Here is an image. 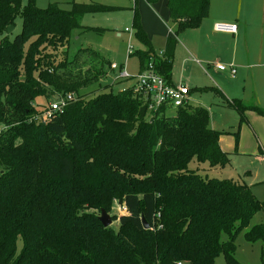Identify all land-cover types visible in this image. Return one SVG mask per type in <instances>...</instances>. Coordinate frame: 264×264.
I'll use <instances>...</instances> for the list:
<instances>
[{
  "label": "trees",
  "instance_id": "obj_1",
  "mask_svg": "<svg viewBox=\"0 0 264 264\" xmlns=\"http://www.w3.org/2000/svg\"><path fill=\"white\" fill-rule=\"evenodd\" d=\"M166 7L175 35L167 37L164 55H157L134 10L141 48L132 56L140 70L152 60L170 82L176 37L200 25L210 0H166ZM110 9L94 1L65 10L57 2L42 9L35 0H0V264H214L220 253L226 264H240L234 238L264 201L245 182L190 167L230 163L219 145L226 132L210 127L208 109L188 102L152 114L140 96L111 85L79 94L107 74L110 61L88 47L69 57L71 32L102 31L82 26L77 16ZM17 17L21 29L11 39L6 31ZM192 90L225 100L239 115L238 127L248 110L264 116V108L227 99L216 87ZM67 92L77 97L62 112L30 120L44 108L37 97ZM115 202L126 210L110 215L116 229L104 227L100 210L109 213ZM244 236L264 241V223Z\"/></svg>",
  "mask_w": 264,
  "mask_h": 264
},
{
  "label": "rangeland",
  "instance_id": "obj_2",
  "mask_svg": "<svg viewBox=\"0 0 264 264\" xmlns=\"http://www.w3.org/2000/svg\"><path fill=\"white\" fill-rule=\"evenodd\" d=\"M26 3L27 0H22ZM98 2L106 6L115 7V9L100 11L96 13L79 14L77 20L82 26L102 28V31L75 29L71 32L69 43L66 48L68 56L81 47H88L99 51L110 62L124 63L130 71L137 68V59L135 56L128 55V45L131 43L132 51L141 48V44L135 39L133 30L134 10L140 19L141 26L146 32L152 47L156 50L162 48L166 37H173L175 26L169 20L166 0H157L152 5L147 4L144 0H35L38 8H47L49 4L57 2L62 9L69 10L72 2ZM252 9L246 23L241 26L246 29L243 37L237 40L236 48L238 53L246 45L255 63L250 73L238 71L235 77L227 71H221L220 74L214 72L211 63L217 62L220 52L216 55L210 52V46L197 48V36H194L196 49L191 57L193 62L191 66L190 77L192 76L197 85L203 87H216L222 90L228 97H244L247 103L259 105L264 108V0H210L209 15L213 21L228 22L229 17L236 12H243ZM208 15V16H209ZM207 16V17H208ZM210 38L217 44H231L232 35L223 36L212 32V22L205 21ZM21 29V19L17 17L15 27L8 33L12 39ZM169 29L171 31H169ZM195 29L186 28L177 35V43H183L187 40L186 34H191ZM181 45V44H180ZM207 51V52H206ZM183 49H180L182 55ZM185 56L183 53L182 58ZM223 64L228 65L222 60ZM210 64V65H208ZM188 71L187 68H185ZM107 74L98 82H94L87 87L82 88L79 94L93 96L101 90H107L104 85H111L113 90H119L120 83L113 82L112 73L106 69ZM113 82V83H112ZM208 85V86H205ZM206 93L201 106L208 109L210 114V124L218 130H228L221 135V146L229 153L230 163L222 168H210L207 163L192 161L191 168H197L201 174L218 179H232L245 182L252 185V191L255 196L264 201V159L261 160L257 155L259 148L264 151V116L257 114L254 110L245 112L246 119L243 120L239 127L238 113L225 105V100L221 97ZM215 96V97H213ZM251 97V98H250ZM55 97L46 100L39 96L35 99L39 108H43L48 103L53 102ZM215 98V99H213ZM217 98V99H216ZM216 100V101H215ZM222 104L218 106L216 104ZM237 141L233 132L237 130ZM0 127V131H1ZM119 206L117 202L111 206L109 214L111 216L119 215ZM98 213V211H96ZM264 223V209L258 211L251 219L248 227L240 230L235 238L234 243L236 250L234 257L240 264H264V241H249L245 238V231L252 225ZM113 228H117L118 220L114 219L111 223ZM222 240H227V235H222ZM21 246V240H18V248ZM214 264H226L224 255L218 254Z\"/></svg>",
  "mask_w": 264,
  "mask_h": 264
},
{
  "label": "built area",
  "instance_id": "obj_3",
  "mask_svg": "<svg viewBox=\"0 0 264 264\" xmlns=\"http://www.w3.org/2000/svg\"><path fill=\"white\" fill-rule=\"evenodd\" d=\"M213 29L217 32L236 34L238 26L233 22L217 21L214 22ZM131 49L132 45L130 43L128 45L129 56H132L135 52ZM157 55L162 57L164 50L158 51ZM211 65L220 71H227L231 77L236 74V67L233 63L225 65L221 62H214ZM108 71H111L114 83L121 82L120 91L130 90L134 95L140 96L147 106L148 112L152 114L160 110L161 107L164 109L176 108L188 103L190 100L189 87L182 83L173 84L168 82L155 68L152 60H149L146 67L142 70L139 69L138 64L135 71H130L124 63L110 62ZM76 97L73 92H67L64 95L55 97L53 102L44 106L42 111L30 120L44 121L53 113L62 112L70 102L76 100ZM125 210L124 206H119V212H124Z\"/></svg>",
  "mask_w": 264,
  "mask_h": 264
},
{
  "label": "crops",
  "instance_id": "obj_4",
  "mask_svg": "<svg viewBox=\"0 0 264 264\" xmlns=\"http://www.w3.org/2000/svg\"><path fill=\"white\" fill-rule=\"evenodd\" d=\"M249 13H252V9H249L248 11L244 10V12H243L244 19L243 20L241 19V11H238L234 15L229 17L228 22H233L238 26V31L236 34H230V33L215 31L213 29V24L215 21H213L212 17L209 15L208 17H206L205 19H203L201 21V23L198 27L191 28V29H195V30L191 34H186L187 35L186 41H184L183 43H176L174 53H173V64H172V71H171V76H170V83H173V84L182 83L184 85H187L190 89V96H189V99H190L189 102L190 103L201 105L202 104L201 102L204 100V99H202L203 95L206 93L212 92L210 90H205V91H198V90L193 91L192 90V88L203 87V85H197L194 82L193 77L192 76L190 77L191 66L189 64H187L191 61L193 62V57H191V54H193L192 52H194V50L196 49V47H195L196 42L198 43L197 48H201V47H205V46L209 45L211 47L209 49L211 53L219 55L217 53L220 52L219 59H217V62H222V60H224L225 63H227V64L233 63L234 66L236 67V74L238 73V71H246V73L249 74L251 69L254 68L255 63H254L253 58L250 54V50L248 49V47L246 45V41H244L245 45H243V49L241 50L240 53H238V50L236 48L237 40L239 41V38L243 37L244 33L246 32V29L243 28L241 26V24L246 23L248 21V18H249L248 14ZM205 21L212 22V25H211L212 26V30H211L212 32L218 33V34L223 35V36H229V35L234 36L232 43L231 44H229V43L217 44L214 40H212L210 38L208 31L206 30L207 26L204 24ZM169 31H171V30L169 29ZM195 35L197 36V39L195 40L196 42L194 41ZM166 39H167V37H166ZM166 39L164 40L162 48H160L158 50L155 49L156 52H158L160 50H164ZM181 48L183 49V53H185V56L183 58H182L183 53H182V55L180 54ZM137 65H138V63H137ZM208 65H210V64H208ZM211 67L214 68V72H217L218 74L221 73V71L216 69L213 65H211ZM185 68H187L188 71H186ZM205 86H208V85H205ZM222 93L225 95V93L223 91H222ZM213 95H215V94H213ZM242 96H244V97H228L225 95V97L227 99L238 98V99H241V100L247 102L246 101L247 99H244L245 95L243 94ZM213 97H215V96H213ZM213 99H215V98H213ZM216 105L223 106L220 103L216 104ZM224 106H226V104ZM209 123H210V118H209ZM210 127L213 129H216L211 124H210ZM216 130H218V129H216ZM219 131L229 132L228 130H219ZM221 135L219 137V145H220L221 149L224 150V148L221 146V143H220L221 142ZM259 151H260V153H258L257 156L261 160H263L264 159V151L261 148H259ZM250 186L252 187V185H250Z\"/></svg>",
  "mask_w": 264,
  "mask_h": 264
},
{
  "label": "water",
  "instance_id": "obj_5",
  "mask_svg": "<svg viewBox=\"0 0 264 264\" xmlns=\"http://www.w3.org/2000/svg\"><path fill=\"white\" fill-rule=\"evenodd\" d=\"M14 26L13 25H9L7 28V33H10L13 30ZM98 219L100 221V223L104 226V227H108L111 225L112 223V219L109 213H107L104 209L100 210V214L98 215ZM142 224L144 228H148L149 225L148 223L145 221V219H142Z\"/></svg>",
  "mask_w": 264,
  "mask_h": 264
}]
</instances>
